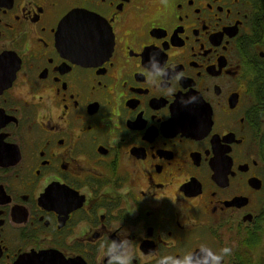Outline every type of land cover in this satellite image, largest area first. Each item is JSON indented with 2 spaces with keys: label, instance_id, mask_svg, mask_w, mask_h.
I'll return each instance as SVG.
<instances>
[{
  "label": "flooded vegetation",
  "instance_id": "flooded-vegetation-1",
  "mask_svg": "<svg viewBox=\"0 0 264 264\" xmlns=\"http://www.w3.org/2000/svg\"><path fill=\"white\" fill-rule=\"evenodd\" d=\"M112 240L264 264V0H0V264Z\"/></svg>",
  "mask_w": 264,
  "mask_h": 264
},
{
  "label": "clouds",
  "instance_id": "clouds-1",
  "mask_svg": "<svg viewBox=\"0 0 264 264\" xmlns=\"http://www.w3.org/2000/svg\"><path fill=\"white\" fill-rule=\"evenodd\" d=\"M155 55L150 56L149 60H153ZM160 71H158L155 75L148 72L149 79L156 83L160 78ZM183 73H180L176 80H179ZM175 92V89L169 87L167 89V94L171 95ZM202 250H204V246H202ZM231 249L229 247L223 248L218 253H213L208 251L207 256L211 258V264H220V261L223 259V256L230 253ZM109 257L108 264H131V253L128 249L127 243L125 241H121L119 244L116 243L115 240H112L108 246L107 251L105 253ZM161 264H208V259L204 258L203 261L199 259H194L192 252H186L183 254L182 259L177 261L174 257H163L161 260Z\"/></svg>",
  "mask_w": 264,
  "mask_h": 264
},
{
  "label": "water",
  "instance_id": "water-1",
  "mask_svg": "<svg viewBox=\"0 0 264 264\" xmlns=\"http://www.w3.org/2000/svg\"><path fill=\"white\" fill-rule=\"evenodd\" d=\"M74 20H82L83 19V16L82 15H77L76 16H73Z\"/></svg>",
  "mask_w": 264,
  "mask_h": 264
}]
</instances>
